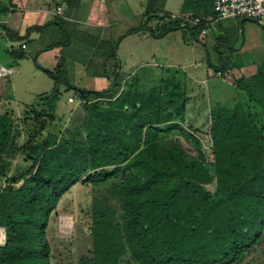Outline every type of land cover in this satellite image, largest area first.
Listing matches in <instances>:
<instances>
[{"label":"trees","instance_id":"obj_1","mask_svg":"<svg viewBox=\"0 0 264 264\" xmlns=\"http://www.w3.org/2000/svg\"><path fill=\"white\" fill-rule=\"evenodd\" d=\"M212 1L183 0L180 11L186 18L155 15L151 33L161 37L184 27L199 34L213 12ZM13 7L11 0H0V20ZM200 15L204 18L190 26L188 19ZM45 25L19 35L0 21L4 35L20 42L7 54L24 58L27 31ZM114 64V79L101 90L71 85L61 64L44 69L53 86L19 116L1 111L0 98V177L7 173L8 158L25 155L31 160L26 170L0 186L5 233L0 264H55L54 251L61 244L55 208L77 183L92 186L98 195L88 207L86 244L69 264H238L263 239L264 64L235 80L243 100L209 108L213 175L196 137L199 130L183 125L189 114L184 82L167 74L148 86L133 78L120 85ZM233 67L214 68L224 72ZM60 85L73 90L84 108L62 133L51 131ZM177 136L189 141L195 155L181 147ZM212 182L213 192L206 188Z\"/></svg>","mask_w":264,"mask_h":264},{"label":"rangeland","instance_id":"obj_2","mask_svg":"<svg viewBox=\"0 0 264 264\" xmlns=\"http://www.w3.org/2000/svg\"><path fill=\"white\" fill-rule=\"evenodd\" d=\"M148 2L149 0H128L129 8H126L128 13L122 18H126V21L119 25H111V48H116L117 57L121 61H119L120 67L115 73L117 84L122 85L123 80L133 78L138 80L139 85L146 84L148 86L158 83L167 74H175L178 79L182 80L189 98L187 101L189 114H187L183 125L187 130L190 125L199 130L196 131V137L208 160L205 165L209 173L213 175L214 170L209 162L212 157L211 139L208 134L209 108L213 103L219 102L223 105H232L233 102L239 99L243 100L244 97V92L234 86V77L237 76L235 70L219 72L214 67L231 64L238 67L249 61L256 62V65L261 62L264 64V30L256 21L246 19L239 22L238 37L227 34L229 41L223 39L214 26H208L207 32L203 36H199L193 28L183 27L164 37H154L150 27L154 26L157 14L149 13L154 5ZM157 2L166 5L170 12L179 9L178 0H158ZM159 4H156L157 7ZM141 13L144 15H141V19H137L138 14ZM176 16L174 15V17ZM200 16L204 18L202 15ZM140 24L143 26L138 31L140 33L124 35L125 32ZM189 24L193 25L191 22ZM62 33L63 30L60 32V36L55 37V40L68 42V39L71 41L77 39L75 34L72 35L73 37L71 35L69 37ZM28 42L26 56L14 59L7 54V48H10L11 45L16 47L20 42L7 38L0 28V65L8 69L18 68L19 70L18 73L11 72L8 76L10 81H5L4 85L0 86L1 111L11 110L15 116L22 114L26 106L34 105L37 96L49 91L53 84L50 76L44 71L47 68L37 58L41 52L48 49L42 48L41 51H34L35 45L30 39ZM46 42L41 37L35 44L38 48L40 45L47 44ZM79 44L82 43L74 40L72 47ZM57 45L60 44L54 46ZM68 52H70L69 49ZM99 55L100 53L96 54V56ZM118 58H116L117 63ZM91 69L95 68L89 67L87 72H90ZM70 78L71 81L75 78L78 82L75 84H79L81 87L93 88L91 87L92 80L84 71L82 74ZM64 87V85L61 86V94L55 105V120L51 126V131L60 133L64 131L63 128L69 123L72 116H77L84 110L82 105H79L75 100L72 101L73 103L67 102V97L71 96L73 91L64 90ZM118 87L119 85H116L114 90L119 89ZM105 98L107 97L101 99ZM176 138L185 151L195 155V149L188 140L182 136ZM6 163L7 173L0 177L1 188L7 185L12 176L26 170L31 165V160L25 155H15L8 158ZM206 188L213 192L214 182L207 184ZM93 195L98 194L92 186L77 183L58 201L55 208L57 215L55 234L58 240H61V244H59L57 252L54 251L53 262L55 264L62 261L69 264L83 250L87 238L85 226L88 222V207ZM3 231L4 228L0 226V237L1 233H4ZM0 239V244H2V237ZM238 264H264V231L262 242L257 249Z\"/></svg>","mask_w":264,"mask_h":264},{"label":"crops","instance_id":"obj_3","mask_svg":"<svg viewBox=\"0 0 264 264\" xmlns=\"http://www.w3.org/2000/svg\"><path fill=\"white\" fill-rule=\"evenodd\" d=\"M127 1L128 0H11L14 5V7L11 8L13 10L7 13L4 18H1L0 21H3L13 31L18 32L19 35L25 34L28 27L48 24L41 29H31L27 31L28 39H30V41L33 42V45H35L34 51H41L42 48L48 49L41 52L37 58L41 60L47 70H53L58 64H61V66L66 70L67 79H70L69 83L76 87L86 88L84 86H79V84H75L78 83L77 80L74 78V80L72 79L71 81L70 77L82 74L84 71L92 80L91 87H93L86 89L101 90L107 88L114 79V63L118 57L116 48H113V51L110 49L112 41L111 25H119L123 21H126V18H122L126 13H128L127 9L129 8V3H127ZM157 1L158 0H149V2L154 5L150 12L148 10L150 14L154 13V15L157 14L161 16L164 13H167L171 17L177 15L179 17L186 18V15L182 14L180 11L183 0H178L179 9L175 12H170L166 5L164 6V4H159ZM157 3L159 4V7H157ZM57 6L62 7V14H57L55 12V8ZM211 9L213 12L210 14V17L204 18L206 21L205 28H203L198 35L203 36L207 32L208 26H214L219 32V35L227 41H229L227 39V34L228 36L234 35V37H238L240 32L239 22L246 20V18L225 17L216 20L213 9V1ZM141 15L142 13L138 14L137 19H141L144 13L142 16ZM196 18H199L200 21L202 19L201 16H197ZM56 19L62 23L61 26L58 23L59 21ZM188 20L192 24L197 23L195 20ZM156 22H158L157 19H155L154 26L156 25ZM258 24L260 26L262 25L260 23ZM261 28L264 30L262 26ZM62 30L63 33L67 34L69 37L70 35L73 37L72 35L75 34L77 39L74 40L82 44L72 47L74 40L71 41L68 39V42L66 41L65 44H63L65 41L61 42L59 40H55V37L60 36V32H62ZM171 32L173 31L168 32L163 35V37ZM135 33L138 34L140 32L137 31ZM152 36L158 37L154 32H152ZM41 37L47 41V44L40 45L37 48V44L35 43L38 42V38ZM55 43L60 45L54 46ZM62 44L64 46H61ZM28 47L29 42L26 44V53L28 51ZM73 48L76 51H74ZM68 49L70 52H68ZM250 49H252V47H250ZM97 53H100V55L96 56ZM119 61L120 59L118 60V67H120L121 64ZM89 67H94L95 69H91L90 72H87ZM10 70L12 73H18L19 71L18 68H10ZM232 70H235L237 75L234 77V80L242 77L247 78L256 72L257 65L256 62L249 61L242 63L238 67H233L229 70L226 69L225 71L232 72ZM10 74L11 73L4 78H0V86H3L5 81H10V78H8ZM51 82L53 83L52 78ZM52 86L53 84L51 87ZM61 86L62 85H60V91L62 90ZM66 89L67 88L65 86L64 90ZM71 96L78 102L74 93L71 94ZM67 102L73 103L68 101V97Z\"/></svg>","mask_w":264,"mask_h":264},{"label":"built area","instance_id":"obj_4","mask_svg":"<svg viewBox=\"0 0 264 264\" xmlns=\"http://www.w3.org/2000/svg\"><path fill=\"white\" fill-rule=\"evenodd\" d=\"M213 9L216 20L225 17L252 18L258 23L264 24V0H213ZM55 12L61 14L62 7L57 6ZM198 21L199 19L196 18L195 22ZM22 48L25 46L22 45ZM10 72V69L0 65V78H4ZM73 100L72 97H68V101L72 102ZM1 237L4 240V233Z\"/></svg>","mask_w":264,"mask_h":264},{"label":"clouds","instance_id":"obj_5","mask_svg":"<svg viewBox=\"0 0 264 264\" xmlns=\"http://www.w3.org/2000/svg\"><path fill=\"white\" fill-rule=\"evenodd\" d=\"M62 14V13H61ZM70 97H72V96H70ZM73 98V97H72ZM74 99V98H73ZM4 237H5V233H4ZM3 242H4V240H3Z\"/></svg>","mask_w":264,"mask_h":264},{"label":"bare ground","instance_id":"obj_6","mask_svg":"<svg viewBox=\"0 0 264 264\" xmlns=\"http://www.w3.org/2000/svg\"><path fill=\"white\" fill-rule=\"evenodd\" d=\"M68 224V223H67ZM4 232V231H3ZM1 235H2V233H1ZM1 238V237H0ZM1 240V239H0Z\"/></svg>","mask_w":264,"mask_h":264}]
</instances>
